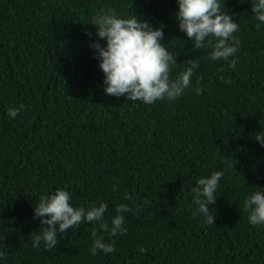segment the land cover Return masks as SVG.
<instances>
[{"label":"trees","instance_id":"16d2710c","mask_svg":"<svg viewBox=\"0 0 264 264\" xmlns=\"http://www.w3.org/2000/svg\"><path fill=\"white\" fill-rule=\"evenodd\" d=\"M110 8L163 25L171 79L196 61L182 95L146 104L103 91L90 21ZM223 8L239 25L235 68L210 59L211 44L192 47L176 0H0V264H264V226L243 208L253 186L264 188L254 139L264 133V23L249 0ZM221 169L215 220L205 223L191 189ZM57 188L75 205L105 201L108 229L81 222L54 248L34 247L33 207ZM120 204L131 210L113 236ZM97 236L115 250L93 254Z\"/></svg>","mask_w":264,"mask_h":264},{"label":"clouds","instance_id":"9594fccd","mask_svg":"<svg viewBox=\"0 0 264 264\" xmlns=\"http://www.w3.org/2000/svg\"><path fill=\"white\" fill-rule=\"evenodd\" d=\"M223 4L224 0H176L175 21L178 30L191 39L192 47L202 49L211 44L209 58L227 60L229 66L235 68L238 61L235 53L240 42L234 33L238 32L239 25ZM249 4L258 21L256 26L260 27L264 23V0H249ZM90 23L95 26V39H91L89 47L98 59L97 66L103 74V91L106 94L152 104L158 100L176 99L191 84L197 66L194 60L189 61L191 66L175 79L170 78L171 68L177 62L176 56L162 43V24L154 26L132 11L125 16L112 8L102 10L92 17ZM86 34L93 35L90 32ZM195 91L199 95V87ZM8 113L15 117L17 109L10 108ZM254 139L264 147V133L257 134ZM223 175V169L214 170L197 179L191 189L196 205L193 215H199L205 223H214L215 215L210 205L215 203L217 186ZM113 187L115 189L116 186ZM253 187L254 190L244 198L243 208L251 225L264 226V188ZM71 199V193L64 188L40 196L33 207V218L39 219L41 227L40 234L33 239L34 247L43 240L46 248H54L58 233L77 227L81 222L95 221L100 229H108L109 225L104 220L108 209L105 201L92 202L85 207L71 203ZM130 210L126 204L117 206L116 215L111 218L113 236L126 231L122 213ZM97 250L111 253L115 250L114 242H106L102 236H97L90 251L95 254ZM140 251L145 249L141 247Z\"/></svg>","mask_w":264,"mask_h":264}]
</instances>
